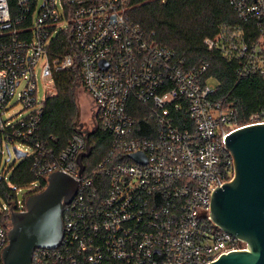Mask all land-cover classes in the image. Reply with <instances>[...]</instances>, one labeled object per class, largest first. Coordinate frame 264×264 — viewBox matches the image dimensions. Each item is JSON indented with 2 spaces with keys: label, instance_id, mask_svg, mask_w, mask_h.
Segmentation results:
<instances>
[{
  "label": "built area",
  "instance_id": "2783aa9c",
  "mask_svg": "<svg viewBox=\"0 0 264 264\" xmlns=\"http://www.w3.org/2000/svg\"><path fill=\"white\" fill-rule=\"evenodd\" d=\"M228 1L244 22L257 23L260 37L250 43L237 28L204 44L240 60L241 76H264V0ZM130 9L129 0H0V148L25 147L13 149L33 157L32 171L47 185L56 171L80 183L64 206L60 246L36 249L32 264H211L247 248L210 215L213 194L235 176L226 140L243 127L238 109L218 95L209 63L187 65L133 22ZM76 63L93 105L86 130L94 132L98 119L111 139L96 166L83 161L82 174L85 134H74L57 156L38 135L45 103L57 92L54 74ZM15 98L22 109L8 117ZM259 123L264 109L247 125ZM9 188L13 198L0 196V264L11 214L26 210L41 182Z\"/></svg>",
  "mask_w": 264,
  "mask_h": 264
},
{
  "label": "trees",
  "instance_id": "16d2710c",
  "mask_svg": "<svg viewBox=\"0 0 264 264\" xmlns=\"http://www.w3.org/2000/svg\"><path fill=\"white\" fill-rule=\"evenodd\" d=\"M129 17L145 31L154 32L163 45L173 48L189 66L209 63L208 76L218 82V95L233 102L238 109L239 125L249 123L252 114L264 109V76L250 72L241 76L240 60L224 55L219 49L209 50L205 39L220 34H231L239 28L248 42L254 43L261 35L255 21L244 22L233 10L228 0H129ZM68 50L73 44L65 37ZM57 92L47 99L41 117L38 135L57 156L78 132L75 123L79 105V88L83 89L82 73L78 63L72 68L54 74ZM97 128L90 136L92 153L83 161L87 169L96 166L107 154L111 139ZM33 157L24 158L10 179L16 188L36 181L43 191L47 186L44 178L32 171ZM34 195V194H33ZM0 196L9 201L14 192L1 178Z\"/></svg>",
  "mask_w": 264,
  "mask_h": 264
},
{
  "label": "water",
  "instance_id": "95a60500",
  "mask_svg": "<svg viewBox=\"0 0 264 264\" xmlns=\"http://www.w3.org/2000/svg\"><path fill=\"white\" fill-rule=\"evenodd\" d=\"M79 120L80 112L75 126L87 141L86 151L78 157L82 174L83 159L92 153L93 131L83 130ZM226 146L234 159L235 176L213 194L210 215L221 230L244 241L247 248L224 254L211 264H264V123L234 130ZM14 152L18 159L27 156L18 149ZM132 157L141 159L140 154ZM79 184L64 172L56 171L49 176L43 191L27 199L25 211L11 214L9 243L2 264H32L36 249L60 246L64 236V206L73 200Z\"/></svg>",
  "mask_w": 264,
  "mask_h": 264
},
{
  "label": "rangeland",
  "instance_id": "374dc122",
  "mask_svg": "<svg viewBox=\"0 0 264 264\" xmlns=\"http://www.w3.org/2000/svg\"><path fill=\"white\" fill-rule=\"evenodd\" d=\"M40 77V76H39ZM44 83L40 79L38 82V97L39 99H43L44 97ZM78 105H79V112H80V120L79 123L85 126L86 129H91L92 128V111H93V105L90 97L87 95V93L82 89L79 88L78 92ZM16 102V98L12 100L11 105H14ZM22 107L19 105H14L10 110H9V116H14L15 114L19 113L21 111ZM15 146L21 148L22 150H25V147H22L21 144L15 143ZM14 145L10 144V153H11V158L9 159V153L7 151V148L5 146L0 148V177L3 178V180L7 183L12 185L10 179L13 175V172L15 169L21 164L23 159H18L15 152H14ZM26 193V189H18L17 190V197L19 199H23L24 195Z\"/></svg>",
  "mask_w": 264,
  "mask_h": 264
},
{
  "label": "flooded vegetation",
  "instance_id": "af4514ba",
  "mask_svg": "<svg viewBox=\"0 0 264 264\" xmlns=\"http://www.w3.org/2000/svg\"><path fill=\"white\" fill-rule=\"evenodd\" d=\"M92 119H93V116H92Z\"/></svg>",
  "mask_w": 264,
  "mask_h": 264
}]
</instances>
